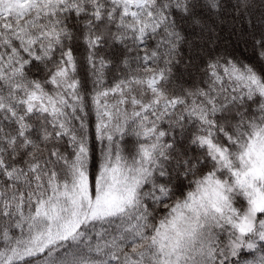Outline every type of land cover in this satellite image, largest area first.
I'll list each match as a JSON object with an SVG mask.
<instances>
[{
    "label": "snow or ice",
    "instance_id": "obj_1",
    "mask_svg": "<svg viewBox=\"0 0 264 264\" xmlns=\"http://www.w3.org/2000/svg\"><path fill=\"white\" fill-rule=\"evenodd\" d=\"M0 264H264V0H0Z\"/></svg>",
    "mask_w": 264,
    "mask_h": 264
}]
</instances>
